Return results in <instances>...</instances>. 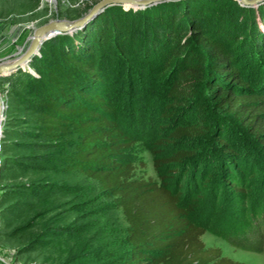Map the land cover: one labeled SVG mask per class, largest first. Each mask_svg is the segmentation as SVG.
Listing matches in <instances>:
<instances>
[{"label": "trees", "instance_id": "trees-1", "mask_svg": "<svg viewBox=\"0 0 264 264\" xmlns=\"http://www.w3.org/2000/svg\"><path fill=\"white\" fill-rule=\"evenodd\" d=\"M237 14V17L229 15L215 34L206 28L211 21L206 7L192 8L186 22H181L178 16L170 18L164 26L152 27L150 22L141 34V30L134 31L130 15L119 10L110 16H100L75 36L54 37L45 58L31 61L36 75L28 71L0 78V84L25 86L34 95L23 98L32 112L28 120L32 129L17 132L37 139L28 147L45 152L58 150L74 137L75 147L64 158V171L92 182L122 211L127 224L124 245L116 246L118 233L111 218L100 217L97 223L104 229L101 238L107 243L104 250L107 258L101 264H253L224 256L220 247H208L202 236L211 227L238 248L264 254V9L258 21L244 20L241 12ZM188 29L190 37L204 46L203 50L191 45ZM137 38L144 39L145 48L132 47ZM53 52L56 56L47 57ZM139 54L160 58L159 74L166 75L164 80L169 85L166 93L171 100L166 114L169 109L189 104L198 109L199 120L174 125L167 140H158L160 144L208 134L213 127L208 122V113L214 104L215 109L236 118L252 141L250 147L258 148L263 155L256 163L248 159L246 140H239L242 145L238 148L223 135V127L217 126L214 132L217 151L205 150L207 154L201 160L204 163L216 160L217 152L230 160L234 171L228 169L220 175L239 197L225 205L213 223H202L192 217L194 206L186 204L180 189L138 175L135 163L125 157L124 151L134 140L120 127L106 94L97 89L107 83L106 78L117 64L123 66L122 57L135 64ZM202 84L206 93L200 91ZM6 145L7 140H3L1 172L5 163H10L4 154ZM50 153L33 154L27 159L48 161ZM197 156L196 149L180 148L156 164ZM257 175L259 188L253 181ZM210 178L203 184H208ZM29 190L27 196L33 201L24 206L31 211L52 194L79 193L82 189L78 185L48 181L31 183ZM8 215L11 221L7 227L12 226L14 218L22 216L15 207ZM228 216L237 219L229 220ZM78 229L67 225L53 230L51 235H77ZM16 232H11L10 237ZM44 237L43 232L38 233L26 247L45 249L49 242Z\"/></svg>", "mask_w": 264, "mask_h": 264}, {"label": "rangeland", "instance_id": "rangeland-1", "mask_svg": "<svg viewBox=\"0 0 264 264\" xmlns=\"http://www.w3.org/2000/svg\"><path fill=\"white\" fill-rule=\"evenodd\" d=\"M100 1L102 0H0V63L9 62L26 52L35 27L51 20L72 21L85 17ZM205 7L211 18V21L206 23V28L210 33L215 34L217 28H221L223 21L228 19L229 15L237 17L238 11L243 14L240 15L244 20L254 18L258 21L264 9V0L254 4H245L240 0H165L149 4L110 3L99 9L93 17L83 21L80 26L45 39L39 53H36L27 65L12 73L24 74L30 71L36 75L37 72L32 67L31 61L36 58H45L48 50L52 48L51 40L54 37L75 36L80 30L88 29V26L97 21L100 16H110L121 10L130 15L129 19L134 24V31L137 33V30H141V34H144L150 22L152 27L153 25L164 26L170 18L176 16L181 22H186L192 8L205 9ZM188 30L191 45L203 50L204 46L196 43L194 38L190 37L191 29ZM145 43L143 38H137L131 45L136 48L138 46L145 48ZM54 55L56 56V53L53 52L47 57ZM159 60V56L152 55L146 58L139 54L137 63L133 64L122 57L123 66L117 64L112 69L111 75L106 78L107 83L97 90L106 94L114 108L120 127L134 140V144L124 152L125 157L135 163L138 175L158 182H167L171 187L180 189L181 197L186 204L194 206L192 217L202 223L210 221L213 223L220 217L218 214H221L224 206L239 197L238 194L235 195L233 191H230L224 177L220 175L228 169L234 171L230 166L232 165L230 160L219 152L214 153L216 160L213 158L206 163L201 160V157L207 154L205 150L209 149L212 152L211 149H216L214 132L217 126L223 127V135L232 140L238 148L242 145L238 141L246 140L244 143L248 147L245 155L248 159H253L256 163L260 157L263 159V155L258 148L254 149L252 145L250 147L252 141L246 137L245 131L241 129L236 118L215 109L214 104H211V110L208 113V122L213 126L208 134L178 139L170 144L166 142L160 144L158 140H167L174 125H186L199 119L195 104H189L187 107L177 106L169 109L166 114L165 109L171 100L166 93L169 87L164 80L166 75L159 74L161 69L158 66ZM254 85L258 86L255 82ZM200 91L206 93V86L202 84ZM0 97L6 105L2 125L3 140H7L4 154L10 158L6 159L10 163H5V168L0 172V264H101L107 258L104 253L107 243L106 239L101 238L103 235L101 232L104 229L97 223L103 217L111 218L118 233L116 246L124 245L123 234L127 224L122 211L110 203L92 182L64 171V158L75 147L72 141L74 137L61 149L47 151L52 155L48 161L30 162L27 159L30 155L47 154L32 146L28 147L29 143L36 142L37 139L23 137L17 133L20 130L32 129L28 122L32 112L26 108L23 98H32L34 95L27 91L25 86H15L5 82L0 84ZM180 148L196 149L198 156L181 162L156 164L157 160L173 155ZM209 176L211 178L208 184L204 185ZM258 178L259 175L253 181L259 188ZM48 181L78 185L82 190L79 193L52 194L48 201L28 211L24 203L33 201L27 196L31 193L29 185ZM14 207L22 216L14 218L12 226L7 227L8 222L11 221L8 212ZM213 214L215 215L211 219ZM230 218L237 219L234 216H228L229 220ZM67 225L77 226L79 234L51 235L53 230ZM13 231L17 232L10 237ZM40 232L45 234L46 237L43 240L49 242V245L42 250L27 248V243ZM202 240L208 247H220L222 254L226 257L245 263L264 264L263 253L238 248L230 240L216 234L212 227L202 236Z\"/></svg>", "mask_w": 264, "mask_h": 264}, {"label": "water", "instance_id": "water-1", "mask_svg": "<svg viewBox=\"0 0 264 264\" xmlns=\"http://www.w3.org/2000/svg\"><path fill=\"white\" fill-rule=\"evenodd\" d=\"M157 1H165V0H102L94 6L92 11L85 17H82L77 20H51L49 22L44 23L38 27H35L34 34L31 38V42L26 50L25 53L16 57L15 59L9 60V62L0 63V76L10 75V73L16 71L22 66L27 65V63L32 59V57L39 53L41 44L45 41V39L51 38L57 34L62 33V31H69L74 29L80 24L93 17L99 9L103 6L110 4V3H135V4H149L151 2ZM245 4H254L258 3L260 0H240ZM5 101H3L0 97V134L2 133V125L4 121V110H5Z\"/></svg>", "mask_w": 264, "mask_h": 264}, {"label": "built area", "instance_id": "built-area-1", "mask_svg": "<svg viewBox=\"0 0 264 264\" xmlns=\"http://www.w3.org/2000/svg\"><path fill=\"white\" fill-rule=\"evenodd\" d=\"M0 26H1V18H0ZM3 139H4V137H3V134L1 133L0 134V172H1V169H2V166H3V155H2Z\"/></svg>", "mask_w": 264, "mask_h": 264}]
</instances>
